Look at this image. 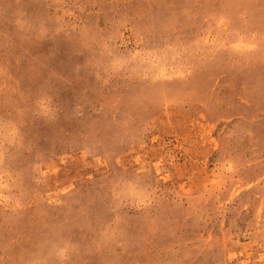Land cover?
<instances>
[{"label": "rangeland", "instance_id": "1", "mask_svg": "<svg viewBox=\"0 0 264 264\" xmlns=\"http://www.w3.org/2000/svg\"><path fill=\"white\" fill-rule=\"evenodd\" d=\"M0 264H264V0H0Z\"/></svg>", "mask_w": 264, "mask_h": 264}]
</instances>
